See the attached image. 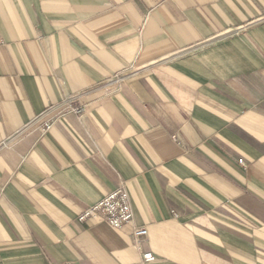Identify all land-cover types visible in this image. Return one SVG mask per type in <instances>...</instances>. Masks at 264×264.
<instances>
[{
    "label": "crops",
    "instance_id": "obj_1",
    "mask_svg": "<svg viewBox=\"0 0 264 264\" xmlns=\"http://www.w3.org/2000/svg\"><path fill=\"white\" fill-rule=\"evenodd\" d=\"M121 186L130 224L79 220ZM144 253L264 264V0H0V264Z\"/></svg>",
    "mask_w": 264,
    "mask_h": 264
},
{
    "label": "built area",
    "instance_id": "obj_2",
    "mask_svg": "<svg viewBox=\"0 0 264 264\" xmlns=\"http://www.w3.org/2000/svg\"><path fill=\"white\" fill-rule=\"evenodd\" d=\"M130 77H132L130 73L118 74L115 76L113 83H124ZM81 96L82 94L73 95L47 107L34 120L27 124L23 131L39 128L43 134H46L67 115L81 117L85 112V107L77 104ZM12 140L5 142L3 146H7ZM240 164L244 165V162L241 161ZM99 217H103L115 229H120L133 221L134 213L131 198L125 186L119 187L101 202L90 207L79 217V220L85 222ZM148 234L147 228L136 229L134 232L135 242L140 245ZM143 260L147 264L153 263L156 261V256L153 253H144Z\"/></svg>",
    "mask_w": 264,
    "mask_h": 264
}]
</instances>
